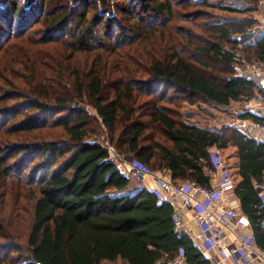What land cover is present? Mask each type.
I'll list each match as a JSON object with an SVG mask.
<instances>
[{
	"label": "trees",
	"instance_id": "trees-1",
	"mask_svg": "<svg viewBox=\"0 0 264 264\" xmlns=\"http://www.w3.org/2000/svg\"><path fill=\"white\" fill-rule=\"evenodd\" d=\"M208 7L255 8L0 0V264H155L181 252L185 264H210L174 230L171 203L143 186L126 191L130 179L91 138L100 123L117 152L168 171L174 183L208 186V148L219 149L264 250V139L234 125L188 123L180 113L184 102L228 106L255 95L254 83L237 75L239 47L264 66V32L255 41L249 33L256 20L218 21ZM237 117L264 123L248 109ZM13 216L25 240L8 225Z\"/></svg>",
	"mask_w": 264,
	"mask_h": 264
},
{
	"label": "built area",
	"instance_id": "built-area-1",
	"mask_svg": "<svg viewBox=\"0 0 264 264\" xmlns=\"http://www.w3.org/2000/svg\"><path fill=\"white\" fill-rule=\"evenodd\" d=\"M261 4V26L264 27V0ZM238 62L237 75L251 80L256 87V94L248 101L249 107L245 109L264 117V66L260 61H256L259 64H252L240 57ZM235 125L246 135L257 140L264 139L263 122L246 121L242 126L237 123ZM253 130L258 131L256 136ZM105 145L106 159L113 162L124 176L140 182L141 186L154 192L158 200L171 203L174 230L190 236L204 258L210 260V264H264V250L255 243L252 230L240 235L233 233L236 219L246 216L228 201V190L232 182L219 149L208 148L206 173L209 185L204 186L193 180L174 183L168 171L146 169L135 159L128 161L109 142ZM259 187L264 197V187ZM187 213L190 214L188 220ZM155 264H185V257L181 252L172 259L158 260Z\"/></svg>",
	"mask_w": 264,
	"mask_h": 264
},
{
	"label": "rangeland",
	"instance_id": "rangeland-1",
	"mask_svg": "<svg viewBox=\"0 0 264 264\" xmlns=\"http://www.w3.org/2000/svg\"><path fill=\"white\" fill-rule=\"evenodd\" d=\"M209 1L222 4V5L240 8V9H245L249 6H254L255 7L254 10L242 11V12L227 11V10L214 8V7H208L207 10H209L212 13V15L215 16L216 20L218 21H223V20H227L231 18H236V19L254 18L256 20V23L249 29V33L251 34L253 33L255 36L256 33H258L259 31L261 30L264 31V27L261 26L262 25L261 15H262V10H263L261 2L263 0H209ZM187 9L188 8H183L182 10L186 11ZM236 38L239 39L240 38L239 35H236ZM240 48L241 47H239V49ZM239 49L237 53L239 54V57L242 60H245L246 62L252 63V64L258 61L253 57L246 56L245 53ZM236 64H235V68L237 67ZM255 94H256V91H255ZM251 99H245L243 102H231V104L228 106H220V105H216L214 103L206 102V101H196L195 103L184 102L182 103L180 113L184 120L191 119L190 121L197 123L200 126H205L209 128L218 129L227 124L236 126L235 123H237L239 126H242L244 125L246 121H251V120L238 118L237 111L248 108L249 107L248 101ZM84 107L90 113L96 115V111L91 106V104H84ZM99 123H100V119H99ZM91 138L99 141L105 148H106L105 143L109 142L108 132L106 128L103 125H101V123L98 128V132L95 135H93ZM113 147L115 148L114 145ZM163 172H166V171H163ZM139 186L140 185H138L137 183H132L131 185L129 184V187L127 188L126 191L133 192ZM10 219L11 221L8 222V225L11 227L14 233L18 234L19 237H22L23 238L22 240H25L24 236L26 233V229L24 228V223L19 222L21 217L18 218L17 216H13V217H10ZM103 264H126V263L124 260L118 259L114 262H105Z\"/></svg>",
	"mask_w": 264,
	"mask_h": 264
},
{
	"label": "crops",
	"instance_id": "crops-1",
	"mask_svg": "<svg viewBox=\"0 0 264 264\" xmlns=\"http://www.w3.org/2000/svg\"><path fill=\"white\" fill-rule=\"evenodd\" d=\"M261 32L259 33H256V35L253 37V41L256 40V37L258 34H260ZM189 118V117H188ZM191 120V119H190ZM189 119L185 120L186 122L188 123H194L192 121H190ZM197 124V123H195ZM258 134V132L256 130H253V135L256 136ZM132 183H137L138 185L141 186L140 182H136L135 180H130V185ZM228 201L231 202L232 205H234L236 208H238V210L240 211V207H239V201L238 199L236 198V196L232 193V190L231 188L228 190ZM189 213V212H188ZM187 213V216H186V219H190V214ZM250 229V226H249V222L247 220V218H243V217H238L236 219V222L234 224V227H233V233L235 235H240L241 233H246L248 232ZM229 263V262H228Z\"/></svg>",
	"mask_w": 264,
	"mask_h": 264
},
{
	"label": "water",
	"instance_id": "water-1",
	"mask_svg": "<svg viewBox=\"0 0 264 264\" xmlns=\"http://www.w3.org/2000/svg\"><path fill=\"white\" fill-rule=\"evenodd\" d=\"M127 160H128V161H131V160H133V157H132V156H128V157H127Z\"/></svg>",
	"mask_w": 264,
	"mask_h": 264
}]
</instances>
